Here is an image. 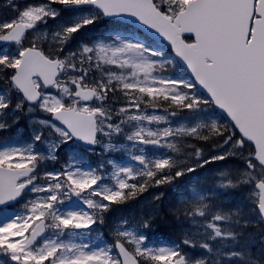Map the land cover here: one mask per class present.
Masks as SVG:
<instances>
[{
    "label": "snow or ice",
    "instance_id": "6c2138e0",
    "mask_svg": "<svg viewBox=\"0 0 264 264\" xmlns=\"http://www.w3.org/2000/svg\"><path fill=\"white\" fill-rule=\"evenodd\" d=\"M3 5L0 264H264V0Z\"/></svg>",
    "mask_w": 264,
    "mask_h": 264
},
{
    "label": "rangeland",
    "instance_id": "374dc122",
    "mask_svg": "<svg viewBox=\"0 0 264 264\" xmlns=\"http://www.w3.org/2000/svg\"><path fill=\"white\" fill-rule=\"evenodd\" d=\"M3 7H5L3 5V0H0V18H1V20L5 19L4 18L5 11L3 10ZM10 11H11L10 17L14 16L15 13L12 12V10H9L8 12L10 13ZM150 111H151V109H150ZM39 115H41V114L37 113V116H39ZM177 119H179V117ZM18 135H21V132L18 133ZM94 158H96V160L99 159V157H95V156H94ZM117 159H119L118 155H117ZM168 190H170L168 187H164V191H165L166 195L162 199V200H166L165 207H167V209L173 203H175L174 198H172L171 196L167 197V194L169 193ZM153 193H157V188L150 189L149 192H146V193L138 196L136 199L130 200L126 204L119 205V206H114V211L112 213H109L108 215L111 218H117V217H120V216H124V217H127L129 219H132L134 217H138L141 214L142 211L151 210L153 207H155L156 203H159V208H160L162 206V202L163 201H160V202L152 201V194ZM166 197H167V199H166ZM231 198H237V200L241 203V205H246V201H244L242 196H231ZM226 203L229 204L228 198H226ZM169 204H171V205H169ZM156 211L160 212V210L158 208L156 209ZM158 219H159V217L154 221V224H153L152 231L154 233L156 232V227H155L156 225L155 224H156V222L158 223ZM255 233H256V231H255ZM104 235L109 241L111 240V235H110V233L108 231V227L107 226L104 228ZM155 238L158 239V240H161V238L159 236H157V235L155 236ZM255 238L258 241V236L257 235H256Z\"/></svg>",
    "mask_w": 264,
    "mask_h": 264
},
{
    "label": "bare ground",
    "instance_id": "6f19581e",
    "mask_svg": "<svg viewBox=\"0 0 264 264\" xmlns=\"http://www.w3.org/2000/svg\"><path fill=\"white\" fill-rule=\"evenodd\" d=\"M163 189H164V187H163V188H157V192H161V191H163ZM163 192H165V191H163ZM164 205H165V203H163L162 206H161L160 208H158V209H159V210H162L163 207H164ZM168 229H169L171 232H173V233H176V234L179 233V232L176 230V226H175V225H170V226H168Z\"/></svg>",
    "mask_w": 264,
    "mask_h": 264
},
{
    "label": "trees",
    "instance_id": "16d2710c",
    "mask_svg": "<svg viewBox=\"0 0 264 264\" xmlns=\"http://www.w3.org/2000/svg\"><path fill=\"white\" fill-rule=\"evenodd\" d=\"M23 129L25 130V125L23 124ZM9 134H14L13 130H11V132Z\"/></svg>",
    "mask_w": 264,
    "mask_h": 264
}]
</instances>
